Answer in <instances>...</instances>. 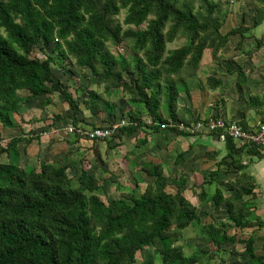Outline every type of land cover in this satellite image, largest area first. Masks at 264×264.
<instances>
[{
    "label": "trees",
    "instance_id": "obj_1",
    "mask_svg": "<svg viewBox=\"0 0 264 264\" xmlns=\"http://www.w3.org/2000/svg\"><path fill=\"white\" fill-rule=\"evenodd\" d=\"M257 1L262 4L253 26L264 21V0ZM227 8L221 0H0V124L18 127L15 115H22V102L59 93L68 102L69 112L53 115V124L67 119L76 126L111 130L109 136L94 139L76 135L72 140L66 133L64 143H89L93 148L105 141L112 148L113 141L118 146L138 131L161 133L165 138L203 134L181 131L174 123L185 122L177 111L178 99L182 89L189 90L186 78L197 72L204 54L210 51L213 59L224 62L241 84L248 79L243 66L234 68L220 54L231 35L241 36L237 48L254 36L248 33L251 27L242 24L223 32ZM123 11V22H119L116 16ZM179 37L186 42L169 49L168 43ZM263 41L257 38L256 46ZM121 43L129 47L131 57L111 48ZM36 46L43 58L33 55ZM63 63L70 64L74 74L91 70L86 89L93 85L103 86L104 92L120 89L122 111L119 103L98 89L87 91L81 100L70 94L53 69L54 64ZM206 82L223 90L228 86L215 76ZM257 104L262 111L264 101ZM99 115L103 124L92 120ZM22 132L0 149V153L13 150L16 159L0 161V264H135L137 253L147 246H153L161 261L150 257L140 264H204L197 253L187 257L178 243L191 226L202 230L207 243L242 245L236 264H264V243L258 248L257 235L244 231L264 227L261 215L253 212L258 208L257 182L248 170V157L264 158V145L239 146L225 134L228 152L200 186H212L224 165L235 173L233 179L223 181L229 194L217 186L211 197L203 188L198 196L202 203L212 201L215 211L226 208L227 222L223 219L217 224L204 223L199 208L189 199V191L195 188L190 176L176 174L174 167L188 158L186 150L178 153L170 168L171 160L165 166L159 159L143 161L141 170L150 178L143 189L132 188L104 200L100 191L105 187L95 174L85 178L71 174L78 164L74 154L79 147L69 148L56 160H41L38 166L20 164L24 155L18 143L43 141L40 134ZM147 143L146 137L139 138L136 149H147ZM136 149L128 151L129 155L138 156ZM208 249L206 245L197 251L206 254Z\"/></svg>",
    "mask_w": 264,
    "mask_h": 264
},
{
    "label": "rangeland",
    "instance_id": "obj_2",
    "mask_svg": "<svg viewBox=\"0 0 264 264\" xmlns=\"http://www.w3.org/2000/svg\"><path fill=\"white\" fill-rule=\"evenodd\" d=\"M221 1L224 8L228 7L230 9L227 14V16H229V20L226 25H223L222 27L223 31L225 32L241 24L245 26H251V24L254 22L253 15L256 14L258 5L262 4L260 1L257 0ZM196 6H198L197 2ZM243 11L247 12L246 21L241 20ZM124 16L125 12L123 11L116 16V19L119 22H123ZM125 28L126 26H124V29ZM256 32H264V21L256 27ZM185 42L186 38L179 37L174 42L168 43V48L173 49L177 46L182 45ZM52 46L47 49L49 52L52 50ZM111 48L115 51H121L125 53L128 57H131L132 53L125 43H121L117 46H111ZM208 52L210 51H207V53ZM33 55H39L41 56V58H43V54L39 46L35 47ZM53 69L56 78L61 77V79L63 80L64 88H66L70 94L72 93L79 100L82 99V95L87 93V91L91 89H98V91L104 93L105 97H108V99L119 103V113L120 111H122L123 105L121 106V98H123V95L120 89L113 88L109 92H104L103 86L97 88L95 85L89 86L88 89H86L85 85L88 84V77L92 75L90 69H85L82 75H78L77 73L74 74V72L70 71V64L68 63H63L62 66H60L59 64H54ZM20 93L22 95L26 94L24 90L20 91ZM82 106L84 107V104H82ZM20 108L22 115H15V120L17 121L16 123L18 127L10 129L3 126V124H0V149L2 145H6L10 141L11 137L19 135L21 129H23V132L21 134L25 136L27 135L26 133H29L30 131H33L32 134L34 135L40 134L43 136V141H41L40 143L34 141L27 145L25 141H21L18 143L17 146V148L21 151V153L23 152L24 155L22 159L20 158V164L38 166L40 164V161L45 160L46 158L45 152L48 151L45 150L50 149L46 147L49 146L51 148H54V144H56L57 141H61L62 139H64L66 137V133L69 134L66 130L67 126L65 125L66 123H69L70 120L67 121V119H63L53 124V115L57 113H61L64 115L67 111L69 112V104L64 100L61 94L52 93L51 95H49L48 99H31L28 102L24 101L20 105ZM91 119H87V122H91ZM101 119L102 115H99L97 117L95 116L92 120H95L98 124H103L101 122ZM69 124L73 123L70 122ZM85 126L92 127V125ZM85 126L82 125V127L87 128ZM55 127L59 128L60 130ZM68 136L72 139L75 138V135L72 134ZM142 137H149V132L138 131L136 134H134V136H131L127 139H123L121 142H119L120 144L118 146H115V142L113 141L112 148H108L105 141L102 142L99 140V142H97L98 144L96 143L95 145H93V148L87 146L89 145V143L85 144L84 146H82V143H76L75 146H70V148L72 149H76V146L80 148V151L74 154L76 158H74V161H77L78 164L77 167L72 170L71 174L77 176L82 175L83 178H85L88 173L95 174L102 181V184L105 187L104 191H100V195L104 200H107L108 198L114 196H120L121 193L127 192L132 188L139 187V190H142L143 187L146 185L147 180H150V178L144 175L141 170V163L147 159H150L148 155L143 154L144 151L147 152V149H145V146L136 149L138 139ZM157 140L158 139L156 138L154 141ZM171 140H173V138H171L170 141ZM115 141L118 142V140ZM173 143L175 144L176 142ZM200 143L202 144L203 142L200 141ZM204 143L206 144V142ZM162 144L164 145L163 142ZM165 146H162L164 149L163 152L168 153L169 150ZM68 147L69 145L66 148ZM65 149H57L59 153H57V155L53 154L52 150L50 149L49 152H52L53 155L50 154L48 159L53 161L56 160L59 156L63 157L65 155ZM134 149H136L138 156L129 155L130 153H128V151ZM205 150L206 149L200 150L199 154L197 155L198 157H195L194 159H191L192 156H188L187 162L181 163L174 168L176 169V174L180 175L184 173L190 176L192 180L191 184L194 183L195 188L192 189V191H189L188 197L199 208L201 215H203L204 223L214 222L218 224V222L223 219L225 220V222H227L225 207H222L220 211H215V207L212 201H206L205 203H202L198 199V196L201 189L203 188L208 191L211 197L217 186L225 190L224 192L226 195L229 194V192L226 191L227 186L223 181H230L231 179H233L235 173L233 168L231 171H229V168L223 165L221 167L222 171L218 175H216L215 182L212 184V186L206 183L202 184L201 187L200 185L201 183H203V180L210 178V170L217 168V160H219L226 154L222 150L217 153L208 151L206 154ZM12 152L9 153L8 151H2L0 153V161H9L10 159L16 160L14 155L15 152ZM169 154V156L165 154V156L171 159V161L167 163V165H169L168 168H170V164L173 163V160L177 157L178 153L176 150H172ZM10 155H12V158H10ZM260 160H258L257 157L250 155V157H248V161H250L248 170L251 171L252 174L256 177L257 182V188L255 191L258 194V198H255V202H257L256 206L258 208H254L253 212H255L256 215H261V218L264 221V158ZM258 163H260L257 166V170L260 172L261 175L260 177L257 175V171L253 170ZM113 176L117 177V181L114 180ZM196 182L198 183V185H196ZM170 190H173V188L171 187ZM244 231H246V233L248 234L253 232L255 235H257V246L258 248H262V245L264 243V227L259 228L258 231H253V227H246L244 228ZM178 243L184 246V251L187 257L191 256V254L197 253L198 257H200V260L204 264H224L225 262H228L229 264H236L238 260L236 253L240 248H242V245L240 244H238L240 247L239 248L237 245L233 246L230 244H224L218 247L213 242L207 243L206 236H204L202 230L197 226H191L187 228ZM206 245L209 248L206 254L197 251L198 249ZM150 257H154L157 261H161L160 255L154 254L153 246H147L137 253V261L135 264H140L143 259H148ZM184 264L193 263H189L187 261Z\"/></svg>",
    "mask_w": 264,
    "mask_h": 264
},
{
    "label": "crops",
    "instance_id": "obj_3",
    "mask_svg": "<svg viewBox=\"0 0 264 264\" xmlns=\"http://www.w3.org/2000/svg\"><path fill=\"white\" fill-rule=\"evenodd\" d=\"M254 16L255 15H253V18ZM228 20L229 16H227L224 25H226ZM241 20H247L246 11H243ZM253 23L248 33H252L254 36H249L245 39L244 45L241 48L236 47L241 40V36L235 34L230 36L228 45L220 51L226 63L231 64L234 68H237L238 65L244 67L248 75L246 82L241 84L235 71H229L224 62L213 59L211 53L206 52L197 72L191 77L186 78L189 90L186 91L182 89L180 92L177 111L185 122L190 123L197 118H206L211 114L217 117L239 120L242 124L247 126L257 121L261 109L256 105H258L257 102L262 101L264 98V41L260 47H257L256 44L257 38L262 37L264 40V32L257 33V26H253ZM223 32L225 33V31ZM209 76L221 78L224 82H227L228 86L224 90L221 89V87H208L206 79ZM69 138L72 139L71 137ZM156 138L158 140L154 141ZM171 138H173V140L170 141ZM147 139L148 143L146 146L148 148L146 155L150 158L161 160L164 166L166 165V161L170 159L167 156L170 155L169 153L172 150H176L177 153L186 150V156H192L191 159L198 157L199 151L204 149L207 150H205L206 154L208 151L213 153H217L221 150L224 153L228 152L226 141L224 140L225 136L223 137V135L219 134L203 133L192 136L169 134L165 138L161 136V133L149 132V137H147ZM63 141L64 139L61 141L59 140L54 144V148L49 146L46 148H50L53 154L57 155V149H65L69 145V147L64 150L66 153V150H69L70 146L76 145L64 143ZM200 141L203 143L201 144ZM173 142L176 143L174 144ZM204 142H206L207 145ZM162 146L167 147L169 152H163L164 149ZM50 149L45 150L48 151L45 152V157L47 158H45V160L47 161H51L48 159L50 154H52V152H49ZM165 154L167 156H165ZM245 158H247V156ZM259 164L260 163H258L253 170L257 171V175L260 177V172L257 170Z\"/></svg>",
    "mask_w": 264,
    "mask_h": 264
},
{
    "label": "built area",
    "instance_id": "obj_4",
    "mask_svg": "<svg viewBox=\"0 0 264 264\" xmlns=\"http://www.w3.org/2000/svg\"><path fill=\"white\" fill-rule=\"evenodd\" d=\"M264 101V98H263ZM69 134L79 135L86 139L104 138L110 135L109 128H84L74 124L65 125ZM174 127L189 133H223L230 135L238 145L247 147L253 145H264V105L257 121L245 127L236 120H229L224 117H217L213 114L206 118H198V121L185 123L183 121L174 123Z\"/></svg>",
    "mask_w": 264,
    "mask_h": 264
},
{
    "label": "water",
    "instance_id": "obj_5",
    "mask_svg": "<svg viewBox=\"0 0 264 264\" xmlns=\"http://www.w3.org/2000/svg\"><path fill=\"white\" fill-rule=\"evenodd\" d=\"M225 135H223V137H224Z\"/></svg>",
    "mask_w": 264,
    "mask_h": 264
}]
</instances>
